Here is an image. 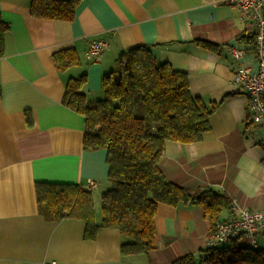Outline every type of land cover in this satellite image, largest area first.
<instances>
[{
	"label": "crops",
	"instance_id": "1",
	"mask_svg": "<svg viewBox=\"0 0 264 264\" xmlns=\"http://www.w3.org/2000/svg\"><path fill=\"white\" fill-rule=\"evenodd\" d=\"M31 3L0 0L9 26L0 57V264H167L206 245L212 225L198 205L159 204L156 249L126 256L118 229L102 228L96 239H86L83 220H49L40 211L37 183H74L92 192L101 221L102 194L111 186L107 151L84 148L85 117L63 96L68 80L85 74L87 101L103 99V75L140 45L156 61L186 72L193 96L217 104L202 141L166 142L160 164L165 176L191 192L213 188L264 210V124L250 119L249 97L234 84L238 62L230 51L235 45L247 49L244 63L256 68L253 44L245 41L256 28L240 7L227 0H81L67 21L34 17ZM95 39L109 45L90 61L86 50ZM68 47L81 62L61 70L53 56ZM233 216L224 210L220 219ZM257 236L264 248V236Z\"/></svg>",
	"mask_w": 264,
	"mask_h": 264
},
{
	"label": "trees",
	"instance_id": "2",
	"mask_svg": "<svg viewBox=\"0 0 264 264\" xmlns=\"http://www.w3.org/2000/svg\"><path fill=\"white\" fill-rule=\"evenodd\" d=\"M81 0H32L31 14L38 18L74 20ZM7 22L0 15V57L4 54ZM245 37L239 36L243 41ZM245 41L255 50V35ZM202 46L218 49L208 42ZM57 67L65 70L80 64L72 47L54 53ZM85 74L68 80L63 103L84 115L83 145L86 150L105 149L111 186L102 194V219L98 222L90 190L74 183L39 182L40 211L49 220L81 219L85 238L96 239L102 228L118 229L124 236V256L148 255L157 246L155 218L159 204L198 205L212 227L232 200L213 188L191 192L170 181L161 169L166 142L202 141L217 109L190 91L188 74L168 62H158L146 45L122 53L114 70L105 73V97L88 102L83 92ZM2 91L0 88V99ZM28 125H32L29 111ZM252 121V120H251ZM264 235V232L260 233ZM234 237L214 247H203L167 264H264V248Z\"/></svg>",
	"mask_w": 264,
	"mask_h": 264
},
{
	"label": "built area",
	"instance_id": "3",
	"mask_svg": "<svg viewBox=\"0 0 264 264\" xmlns=\"http://www.w3.org/2000/svg\"><path fill=\"white\" fill-rule=\"evenodd\" d=\"M229 4L240 7L245 16L255 25L256 68L245 65L244 59L249 51L238 45L232 46L230 51L238 62L234 77V84L242 89L249 97L248 110L253 123L264 124V0H227ZM104 39L91 40L86 50L90 61L95 60L108 47ZM95 182L89 180L88 186ZM234 216L230 219L218 221L212 227V232L204 247H214L234 237L246 236L255 244L258 234L264 232V210H252L240 205L236 200L231 203ZM43 264H56L46 262Z\"/></svg>",
	"mask_w": 264,
	"mask_h": 264
},
{
	"label": "rangeland",
	"instance_id": "4",
	"mask_svg": "<svg viewBox=\"0 0 264 264\" xmlns=\"http://www.w3.org/2000/svg\"><path fill=\"white\" fill-rule=\"evenodd\" d=\"M258 236H264V235H258ZM258 236H257V237H258ZM262 238H263V237H262ZM256 241H257V244H256V245L259 246V247H260V245L263 244L262 240H261V241H258V240L256 239Z\"/></svg>",
	"mask_w": 264,
	"mask_h": 264
},
{
	"label": "bare ground",
	"instance_id": "5",
	"mask_svg": "<svg viewBox=\"0 0 264 264\" xmlns=\"http://www.w3.org/2000/svg\"><path fill=\"white\" fill-rule=\"evenodd\" d=\"M254 45H255V41H254Z\"/></svg>",
	"mask_w": 264,
	"mask_h": 264
}]
</instances>
